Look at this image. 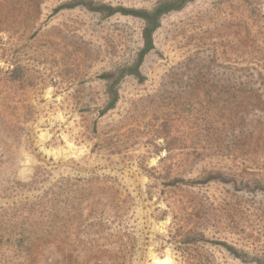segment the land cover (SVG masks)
I'll use <instances>...</instances> for the list:
<instances>
[{
  "label": "rangeland",
  "instance_id": "374dc122",
  "mask_svg": "<svg viewBox=\"0 0 264 264\" xmlns=\"http://www.w3.org/2000/svg\"><path fill=\"white\" fill-rule=\"evenodd\" d=\"M80 1L166 0H0V264H264V0L165 15L112 110L145 22Z\"/></svg>",
  "mask_w": 264,
  "mask_h": 264
},
{
  "label": "trees",
  "instance_id": "16d2710c",
  "mask_svg": "<svg viewBox=\"0 0 264 264\" xmlns=\"http://www.w3.org/2000/svg\"><path fill=\"white\" fill-rule=\"evenodd\" d=\"M193 1L194 0H166V1L161 2L155 9L151 11L130 10V9H125L123 7L114 8V7L105 6V5L100 6V7H94L92 3L87 4V3H83L82 1L76 4L68 5L65 8H63V9H74L77 7H84L90 11L105 13L108 16H114V15L120 14L123 16L138 17L145 22V28L143 31V38H144L145 46L140 53L139 60L134 66L124 69L122 73L119 75V78L117 79V81L114 84H112L111 87L109 88V97L111 100H110L109 106L107 107V110H112L119 101V92L117 88V84L119 83V80H121L122 78L126 76H135L137 79L143 80V76L140 72V68L142 67L144 63L145 57L155 49L154 35L161 26L162 18L169 13L183 10L188 4L192 3ZM245 86L248 89L253 88V84L250 82L248 84H245ZM223 176H225V174L218 173L213 179L211 178L207 179L203 183H195V182L184 183L185 181L183 179L180 180V182L183 184H187V185L205 184L207 182H211L212 180L222 182L223 180H226V179H222ZM231 179L235 183L238 182V179L236 177L232 176ZM245 181L246 180L242 179L241 183L245 184V187L247 189L250 188L249 186L251 184H254L257 190L261 191L264 194V179L263 178L262 179L257 178V179H254L251 181L249 180L246 182ZM223 182H226V181H223Z\"/></svg>",
  "mask_w": 264,
  "mask_h": 264
}]
</instances>
